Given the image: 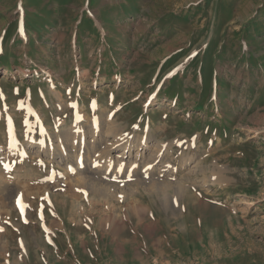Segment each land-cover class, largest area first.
Segmentation results:
<instances>
[{"label": "rangeland", "instance_id": "rangeland-1", "mask_svg": "<svg viewBox=\"0 0 264 264\" xmlns=\"http://www.w3.org/2000/svg\"><path fill=\"white\" fill-rule=\"evenodd\" d=\"M90 121L177 142L180 204L149 184L103 197L11 153ZM0 173L27 200L0 192V264H264V0H0Z\"/></svg>", "mask_w": 264, "mask_h": 264}, {"label": "bare ground", "instance_id": "bare-ground-1", "mask_svg": "<svg viewBox=\"0 0 264 264\" xmlns=\"http://www.w3.org/2000/svg\"><path fill=\"white\" fill-rule=\"evenodd\" d=\"M173 103L171 101L168 102L167 107L170 109ZM101 119L103 123L112 124L108 113H104ZM113 124L114 126H100L101 128L99 127L100 129H98L95 123L91 122L83 129V133L76 136L69 133L74 129H62L58 131V135L55 136L50 144L24 140L25 146L29 150L34 149V157L40 156L41 158L44 156L47 158L48 164L54 161L58 167L64 168L72 184L77 187L87 185L95 194L102 193L103 197L112 196L115 200H117L116 197L122 194L127 195L129 198L134 197V190H125L121 186L137 183L138 185L149 184L147 187H142L146 193H152L153 190L163 191L166 186H170L175 193H179L176 201L184 198L187 193L184 181L179 180L180 182H177L167 179L169 172H177V168H168L165 164L166 161L164 162L165 156L170 154L174 146H170L165 150V143L161 142L152 131L147 136L143 135L142 138H139V135L136 134L137 137L126 141L125 138L118 136L121 134L120 132L123 133L125 131V128L119 126L116 122H113ZM103 128L105 130L102 134L101 129ZM101 143L102 148L100 146ZM115 151L116 154L113 155ZM23 152L27 153V149L23 150ZM198 172H202V170L199 162H196L190 166L187 174L193 177ZM3 177L0 173V192L3 194V200L8 201L10 205L14 204L17 208L25 209L26 197L19 192L17 185L16 187L10 185L11 181H4ZM218 179L219 184H223L225 181V179L223 181L220 177L216 180ZM203 185L208 186L207 180H204ZM136 212L143 215L140 209H137ZM9 215V218H11L12 213L10 212ZM0 231L6 236L10 233V227H1Z\"/></svg>", "mask_w": 264, "mask_h": 264}, {"label": "crops", "instance_id": "crops-1", "mask_svg": "<svg viewBox=\"0 0 264 264\" xmlns=\"http://www.w3.org/2000/svg\"><path fill=\"white\" fill-rule=\"evenodd\" d=\"M8 71V70H7ZM102 110H108V112H110V120H113V117H112V112L111 110H109L108 108L107 109H102ZM100 112H101V108H98V113H99V116H100ZM85 115H87L89 118H90V112L89 110L87 109L85 112H84ZM99 116L97 118H99ZM101 118V117H100ZM117 119V118H114V120ZM126 132V130H125ZM188 151H190V148L187 149Z\"/></svg>", "mask_w": 264, "mask_h": 264}]
</instances>
